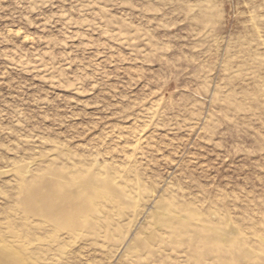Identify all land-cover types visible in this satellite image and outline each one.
Masks as SVG:
<instances>
[{"label": "rangeland", "instance_id": "obj_1", "mask_svg": "<svg viewBox=\"0 0 264 264\" xmlns=\"http://www.w3.org/2000/svg\"><path fill=\"white\" fill-rule=\"evenodd\" d=\"M0 264H264V0H0Z\"/></svg>", "mask_w": 264, "mask_h": 264}]
</instances>
